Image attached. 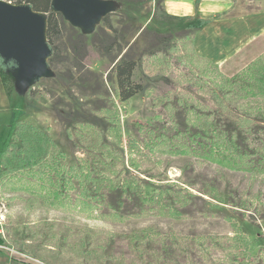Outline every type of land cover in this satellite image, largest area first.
I'll list each match as a JSON object with an SVG mask.
<instances>
[{
  "label": "rangeland",
  "instance_id": "374dc122",
  "mask_svg": "<svg viewBox=\"0 0 264 264\" xmlns=\"http://www.w3.org/2000/svg\"><path fill=\"white\" fill-rule=\"evenodd\" d=\"M97 1L106 10L89 28L72 25L60 13V35L46 62L21 71L0 58V89L7 95V106H0V150L14 110L19 126L48 141H30L37 159L33 168L22 170L13 161L0 167L5 210L0 246L31 264H264V175L148 146L158 129H171L162 100L174 102L187 93L212 106L196 80L217 75L233 80L255 60H264V35L239 33L237 41L259 40V45L239 55L237 65L242 60L245 66L231 75L188 52L189 36L200 22L196 11L171 18L166 0ZM262 8L263 0H234L223 16H246L255 23ZM178 38V50H169ZM156 51L162 55L152 56ZM123 56L136 62L132 79L141 85V92L125 103L118 100L112 70ZM240 103L264 110L262 97ZM110 126L119 129L118 141ZM18 132L11 138L15 146L20 145ZM113 151L116 168L139 177L145 195L170 188L185 196L172 205L180 214L154 212L114 222L98 214L106 208L82 212L75 175L97 160L93 156L108 162Z\"/></svg>",
  "mask_w": 264,
  "mask_h": 264
},
{
  "label": "trees",
  "instance_id": "16d2710c",
  "mask_svg": "<svg viewBox=\"0 0 264 264\" xmlns=\"http://www.w3.org/2000/svg\"><path fill=\"white\" fill-rule=\"evenodd\" d=\"M4 1L14 5H28L34 12L45 15L47 44L49 48H55V41L60 35L58 21L60 13L52 10V0ZM105 21L106 18L103 19V22ZM204 23L200 21L196 27ZM107 28H110L109 25ZM181 40L176 39L169 50H178ZM192 40L193 32L189 36L188 52L198 57L193 51ZM112 48L113 45L110 50ZM151 54L156 57L161 56L162 52L156 51ZM52 60L53 57L49 59L50 62ZM135 68L136 62L124 56L112 68L118 100L121 103L131 100L141 92V85L132 79ZM210 84L213 88L209 87ZM195 85L209 96L212 106L199 104L187 93L181 94L174 102L170 97L162 100V106L172 122L170 125L172 133L167 128L158 129V135H154V140L147 144L149 148L160 150L159 147L163 146L165 149L163 152L168 154L197 156L228 170L263 176L264 110L240 102L253 96L264 98V60L261 58L255 60L233 80L217 75L215 78L197 79ZM18 126L17 111L14 110L7 138L0 150V167L7 168L13 161L22 170H28L37 164L36 152L30 143L32 138L38 142L48 141L40 135L34 137L27 128L24 130V127ZM113 129L118 141L120 131L117 126ZM17 132L19 146H15L11 141ZM173 141L176 143H172ZM108 155L111 157L108 162L100 156H93L92 159H97L96 161H92L86 169L80 168L78 174L75 173L80 186L77 206L82 212L91 214L106 208V211H99L98 214L114 222H123L128 218L143 217L154 212L167 216L180 214L172 205L175 200H185V196L176 195L170 188H161L157 193L145 195L142 180L130 173L125 175V169L116 168L114 164L116 152H108ZM129 162L136 170L137 165L132 162L131 157ZM130 204L135 205L134 210L130 208L127 210ZM83 247V251L86 252V245Z\"/></svg>",
  "mask_w": 264,
  "mask_h": 264
},
{
  "label": "crops",
  "instance_id": "0c3cea01",
  "mask_svg": "<svg viewBox=\"0 0 264 264\" xmlns=\"http://www.w3.org/2000/svg\"><path fill=\"white\" fill-rule=\"evenodd\" d=\"M233 3L234 0H198V2L197 0H166L165 2L166 14L171 18H185L196 13V16H199L197 19L205 22L196 27L193 33V51L199 58L219 67L220 70H231L229 72L231 75L245 66L242 60L241 65H237L240 60L239 55L251 53L259 45L257 43L259 40L253 42L250 39L246 42L238 39L237 41L239 33L249 30L250 33L258 32L261 36L264 35V0L260 21L255 23L248 21L246 16L237 19L223 16L224 12L231 9ZM196 4H200L199 10L196 9ZM234 25L237 26V31L232 29ZM256 56H251L250 60ZM6 102L7 95H4L0 89V106H7ZM12 252L10 248L0 246V264H31L15 257Z\"/></svg>",
  "mask_w": 264,
  "mask_h": 264
},
{
  "label": "water",
  "instance_id": "95a60500",
  "mask_svg": "<svg viewBox=\"0 0 264 264\" xmlns=\"http://www.w3.org/2000/svg\"><path fill=\"white\" fill-rule=\"evenodd\" d=\"M54 10L72 25L89 28L105 13L97 0H52ZM28 5L0 0V58L30 69L37 61L46 62L50 48L46 39V16Z\"/></svg>",
  "mask_w": 264,
  "mask_h": 264
},
{
  "label": "built area",
  "instance_id": "2783aa9c",
  "mask_svg": "<svg viewBox=\"0 0 264 264\" xmlns=\"http://www.w3.org/2000/svg\"><path fill=\"white\" fill-rule=\"evenodd\" d=\"M5 210L4 207L2 205H0V226H2L5 222Z\"/></svg>",
  "mask_w": 264,
  "mask_h": 264
}]
</instances>
